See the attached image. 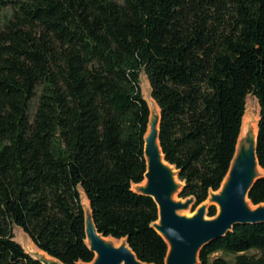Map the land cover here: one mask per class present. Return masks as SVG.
I'll list each match as a JSON object with an SVG mask.
<instances>
[{"label":"trees","instance_id":"trees-1","mask_svg":"<svg viewBox=\"0 0 264 264\" xmlns=\"http://www.w3.org/2000/svg\"><path fill=\"white\" fill-rule=\"evenodd\" d=\"M0 8L10 10L0 26V264H43L15 239V225L65 264L93 261L82 192L100 232L166 264L158 204L135 188L151 116L143 72L163 153L183 182L179 197L197 207L221 188L249 94L260 105L264 171V0H0ZM249 199L264 203V174ZM198 264H264V222L205 244Z\"/></svg>","mask_w":264,"mask_h":264},{"label":"water","instance_id":"water-1","mask_svg":"<svg viewBox=\"0 0 264 264\" xmlns=\"http://www.w3.org/2000/svg\"><path fill=\"white\" fill-rule=\"evenodd\" d=\"M160 120V111L151 110L145 136L147 169L144 181L136 189L153 197L158 204L159 218L153 226L169 243L166 264H198L199 253L205 244L223 237L235 226L264 222V203L254 205L249 199L251 187L261 177L257 156L258 133L254 135L249 130L238 141L221 188L218 192L213 190L210 193V200L219 205L218 213L209 217L208 205L202 203L194 214L187 215L182 210L194 202V197L177 198L182 182L179 171L166 160L163 153L159 139ZM85 216L87 241L95 258L84 264H152L139 259L126 238L116 245L100 232L92 209H85ZM34 257L43 264H65L51 255L48 259L40 254Z\"/></svg>","mask_w":264,"mask_h":264},{"label":"rangeland","instance_id":"rangeland-1","mask_svg":"<svg viewBox=\"0 0 264 264\" xmlns=\"http://www.w3.org/2000/svg\"><path fill=\"white\" fill-rule=\"evenodd\" d=\"M116 1H120V0H116ZM9 16H10V10L8 8H0V26L6 21V19ZM141 86H142L143 94H144L145 98L147 99V101L150 105V99L153 98L152 97V89H151V85H150V81L148 79V76L144 72L141 74ZM246 108H247V110H246L245 114H247L248 116H250L249 114H251L252 116H254L256 118H258L260 116V105H259L257 97L254 96L253 94H249L247 96ZM248 119H250V117H248ZM246 121H245V123H246ZM263 174H264V171L261 172V175H263ZM182 185H183V182H182ZM137 186H135V188H137ZM218 191L219 190H216L215 192H218ZM177 198H181V197H179L177 194ZM203 203H207L208 207L212 204H215L218 211H219V205L216 202H213L210 200V195H209L208 199L206 201H204ZM200 205H198L196 207V204H194V202H192L190 204V206L187 209L182 210V212L184 214H187V215H192L197 211V209ZM209 217H213V216H209ZM14 233H15V239L17 241H19L24 246V248L26 249L27 252H29L30 254H32L34 256L37 255V253L34 249V246H33L34 242L29 237V235L24 232V230L21 227L15 225L14 226ZM114 239H117V238H114ZM114 243L116 245H118L121 242H117V243L114 242ZM227 258L233 259V256L227 255ZM80 264H84V263H80Z\"/></svg>","mask_w":264,"mask_h":264},{"label":"bare ground","instance_id":"bare-ground-1","mask_svg":"<svg viewBox=\"0 0 264 264\" xmlns=\"http://www.w3.org/2000/svg\"><path fill=\"white\" fill-rule=\"evenodd\" d=\"M150 108H151V110L160 111V108H159L157 102L153 98L150 99ZM246 110H247V108H246ZM249 115L250 116H248L247 114H245V116H244L243 125H242V128H241V133H240V137H239V142L245 137L247 131H249V130H252V133L254 135H257V133H258V121H259V117L256 118V117L252 116L251 114H249ZM248 117H250V119H248ZM245 121H246V123H245ZM259 171L262 172L263 169L262 168H259ZM81 197H82V201H83V205H84L85 209H87L88 211H91L90 201L87 198L85 192H82ZM251 206L254 207V205H251ZM107 238L110 239V240H112L113 242H116V243L117 242H122L123 239H124V238L123 239H114L111 236H108ZM33 246H34V249H35V251H36L37 254H40L44 258H47V259L50 258L49 255L45 251L39 249L35 245V243L33 244Z\"/></svg>","mask_w":264,"mask_h":264}]
</instances>
